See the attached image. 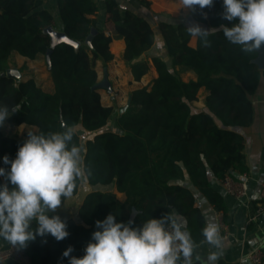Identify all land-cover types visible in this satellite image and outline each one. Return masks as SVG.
Masks as SVG:
<instances>
[{
	"label": "trees",
	"instance_id": "obj_1",
	"mask_svg": "<svg viewBox=\"0 0 264 264\" xmlns=\"http://www.w3.org/2000/svg\"><path fill=\"white\" fill-rule=\"evenodd\" d=\"M57 4L62 32L78 45L62 42L53 47L50 73L54 91L48 93L33 79L23 81L4 72L12 52L31 59L45 54L50 38L44 28L54 25L53 15L42 7L43 0H0V105L19 106L6 122L10 126H36L33 133L62 131V121L74 126L75 142L83 147L87 182L95 186L113 183L124 200L112 191L88 193L78 208L79 221L64 220L67 238L57 241L50 234L37 235L23 248L30 263L69 264L63 256L69 246L74 249L71 256L83 257L92 233L99 230L95 222L108 214L117 222H127L132 208L136 210L133 227L175 210L186 218L192 239L203 240V214L182 182L188 178L216 210L224 208L221 196L211 187L208 171L218 179L247 171L245 141L239 129L253 122L252 96L264 82V64L260 69L252 62L257 53H245L229 43L220 29L208 34L210 46L197 35L192 47L189 40L193 34L183 23L161 22L166 58H151L156 77L129 93L128 105L114 120L117 130H103L114 108L103 105L97 90L92 89L97 82L96 60L110 62L113 54L109 44L112 38H122V58L134 80H139L150 68L141 55L154 43L153 29L140 15L129 10L122 13L116 0H105L113 35L106 34L104 28L91 34L96 20L88 15L97 10L94 0H57ZM194 7L191 15L196 20L211 27L231 26L221 16L223 0H214L212 7L203 10ZM185 70L193 71L196 79L183 80L180 73ZM202 87L208 92L204 108L195 109L192 102ZM78 130L94 135L82 145ZM26 139L4 135L0 130V167L10 169L3 157L14 160ZM5 182L0 177V184ZM31 227L35 229L36 223Z\"/></svg>",
	"mask_w": 264,
	"mask_h": 264
},
{
	"label": "clouds",
	"instance_id": "obj_2",
	"mask_svg": "<svg viewBox=\"0 0 264 264\" xmlns=\"http://www.w3.org/2000/svg\"><path fill=\"white\" fill-rule=\"evenodd\" d=\"M180 2L183 9L195 11L197 5L201 10L212 7L214 0ZM221 16L231 25H220L229 43L245 53H257L264 45V0H223ZM216 30H203L199 25L188 28L203 37L205 46H210L208 34ZM18 111L19 106L0 105V126ZM61 127L62 131L28 132L16 158L3 157L10 169L0 167V177L6 181L0 184V238L13 247H27L37 235L50 234L57 241L69 236L66 222L50 213L60 208L62 200L66 204L72 198L77 181H83L86 175L83 148L75 142V127ZM33 222L35 229L31 227ZM133 224V220L117 222L108 214L103 221L95 222L99 230L92 233L83 257L71 256L72 246L63 256L69 264H217L222 255L219 225L210 220L202 228V235L204 242L217 250L210 251L206 259L194 255L198 245L175 210L159 219L150 218L142 226Z\"/></svg>",
	"mask_w": 264,
	"mask_h": 264
},
{
	"label": "crops",
	"instance_id": "obj_3",
	"mask_svg": "<svg viewBox=\"0 0 264 264\" xmlns=\"http://www.w3.org/2000/svg\"><path fill=\"white\" fill-rule=\"evenodd\" d=\"M97 4V10L88 15L90 18L96 20L95 27L91 30L104 28L106 34L113 35L112 24L107 19L105 11V0H94ZM119 3L121 12L125 10L132 11L144 19H146L154 32V43L145 51L141 57L149 61L150 68L139 80H134L130 67L122 58L125 42L122 38H112L109 44V49L113 54V59L104 64L101 59H97L95 63V70L97 72V81L103 78V71L106 68L108 80L111 84L112 91L108 92L105 89H98L100 101L105 106H112L113 116L103 130L108 128L116 129L114 124L115 118L128 105L129 93L132 90L141 88L150 83L156 77L157 73L152 65L151 58L153 56H164L166 58V50L161 35L159 24L161 22L169 23H184L186 18L191 14V10L183 9L180 0H116ZM43 8L47 9L54 18V25L51 27L56 31L61 30V21L58 13L57 0H43ZM196 36L192 35L189 40V45L196 46ZM8 68H16L21 73L20 80L33 79L38 87L43 91L52 93L54 91V84L51 78L50 67L45 60V54H38L31 59L26 56L12 52L8 59ZM178 69V67L176 68ZM186 75L184 78L183 75ZM183 80L196 79L193 71L185 70L180 73ZM202 94L199 100V109L204 108V99L208 92L204 87L197 92ZM195 100V101H196ZM192 102V105L196 104ZM252 103L254 107L253 122L248 127L239 129L245 141L244 154L247 171L245 173L233 172L231 176L235 179H242L243 175L247 176V193L243 198H235L225 192L220 182V179L215 177L211 171H208V178L211 187L216 190L222 198L224 208L220 211L209 202L206 196L200 193L196 187L189 181L188 178L182 184L189 188L194 196V206L199 208L204 217V224L206 221H211L219 225L218 218L226 226L224 232L220 226V237L222 242V255L217 262H225L227 264H252L248 259V255L255 249L261 248L264 250V213L254 220H250L251 216L260 203V186L264 182V82H261L257 91L252 96ZM0 130L4 135L24 139L28 132L36 130V126L21 123L17 126H10L6 121ZM94 133L89 134L92 137ZM190 184V185H189ZM189 185V186H188ZM112 191L115 193L117 199L124 200V194L118 192L115 185H91L86 179L80 181L78 190L73 194L72 198L62 201L60 208L55 213L50 215H58L62 221L72 218L78 220V208L82 204L85 196L92 191ZM182 221L186 218L179 214ZM79 221V220H78ZM187 226V221H186ZM194 241V240H193ZM198 248H196L194 255L199 254L202 259H206L210 251H216L204 239L201 241H194ZM9 242L0 238V248L8 245ZM0 264H23L14 259H7L0 261ZM31 264V263H30ZM194 264L198 262L194 261Z\"/></svg>",
	"mask_w": 264,
	"mask_h": 264
},
{
	"label": "built area",
	"instance_id": "obj_4",
	"mask_svg": "<svg viewBox=\"0 0 264 264\" xmlns=\"http://www.w3.org/2000/svg\"><path fill=\"white\" fill-rule=\"evenodd\" d=\"M225 192L235 198H243L247 193V176L244 174L242 179H235L231 175H225L220 179ZM260 203L251 216L250 220L256 219L258 216L264 213V182L260 186ZM220 228L226 232V226L221 221V217L218 218ZM264 250L261 248H255L249 255L248 259L252 264H264L263 263ZM7 259H14L23 264H30V259L23 248L13 247L10 243L0 248V261Z\"/></svg>",
	"mask_w": 264,
	"mask_h": 264
},
{
	"label": "water",
	"instance_id": "obj_5",
	"mask_svg": "<svg viewBox=\"0 0 264 264\" xmlns=\"http://www.w3.org/2000/svg\"><path fill=\"white\" fill-rule=\"evenodd\" d=\"M183 25L186 28H189L192 25H199L203 30H208V31H210L213 28H215L217 30L220 29V26L211 27L207 23H204V22L196 20L191 14L186 18V20L184 21ZM44 32L47 33L49 35V38H50L49 48L45 52V60H46V62H47L49 67H51L50 56H51V53H52V49H53V47L55 45H57L58 43H62V42L68 43V44H72L74 46L78 45L77 41H75L73 39H70L62 31L54 30L51 26H47L46 28H44ZM93 32H95L94 29L91 30V34ZM210 33H212V32H210ZM91 34H89L87 36V38H86V43L87 44H90ZM252 62L257 64L260 69L263 68V64H264V45L261 46V49L257 52L256 57L252 60ZM4 74L7 75V76H13V77H15V78H17L19 80L21 79V73L16 68H7L5 70V72H4ZM92 89H96V90L105 89L108 92L112 91L111 84H110V82L108 80V75H107L106 68L103 71V78L100 81H97L95 84H93L92 85ZM62 124L65 125V123L63 121H62ZM135 214H136V210L134 208H132L129 220H133Z\"/></svg>",
	"mask_w": 264,
	"mask_h": 264
},
{
	"label": "rangeland",
	"instance_id": "obj_6",
	"mask_svg": "<svg viewBox=\"0 0 264 264\" xmlns=\"http://www.w3.org/2000/svg\"><path fill=\"white\" fill-rule=\"evenodd\" d=\"M183 77L185 78L186 75L184 74ZM202 97V94H198V100H196L194 103L196 104L195 106H193L195 109H199L200 105H199V100ZM79 135H80V139H81V144L83 145L84 142L86 141V139L89 137V135L87 133H85L84 131L78 130ZM83 148V147H82ZM83 152V151H82Z\"/></svg>",
	"mask_w": 264,
	"mask_h": 264
}]
</instances>
